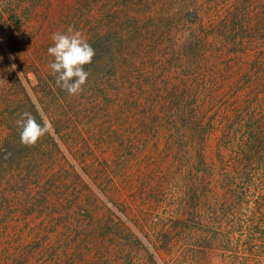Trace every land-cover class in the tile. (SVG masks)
Returning a JSON list of instances; mask_svg holds the SVG:
<instances>
[{
    "label": "trees",
    "instance_id": "trees-1",
    "mask_svg": "<svg viewBox=\"0 0 264 264\" xmlns=\"http://www.w3.org/2000/svg\"><path fill=\"white\" fill-rule=\"evenodd\" d=\"M191 4L195 0H0V38L21 62L25 76L35 75L33 91L43 109L56 116L55 133L61 141L65 138L71 155L81 156L83 171L92 178L104 182L110 172L107 167L97 169L101 164L94 158L97 149L109 140L121 150L128 145L121 134V139L116 137L115 113L109 115L105 108L108 98L125 110L132 106L140 112L141 125L149 116L157 119L156 128L170 125L176 140L188 135L198 143L207 174L204 196L212 190L208 181H213L210 176L214 172L219 174L217 188L221 191L216 207L210 209L214 225L209 227L204 221L198 225L207 232L208 240L224 239L229 252L236 249L260 260L264 258V9L257 26L250 28L237 13L240 17L233 29L228 15L227 24L202 26L198 35L184 37L185 45L178 51L190 59L212 53L215 60L218 55L226 69L219 72L224 80L215 92L206 90L204 79L195 77L193 86L171 95L175 106L163 109L166 99L156 95L158 78L147 72L146 63L162 47L167 50L170 27L182 24L185 14L197 18L196 12L184 11ZM69 26L80 31L95 50L92 63L86 66L88 81L78 96L59 89L49 67L53 60L47 51L53 44L51 37L66 32ZM207 36H215L217 43L212 44ZM26 95L39 121L42 115ZM108 123L112 127L107 130ZM216 136L218 145L214 154L209 153ZM16 161V154L0 151L2 210L11 206L10 192H16L12 189L17 185ZM94 185L101 191L98 183ZM0 224L4 226L1 219ZM2 234L0 230V264H84L77 250L61 257L60 252L37 246L9 248L2 244Z\"/></svg>",
    "mask_w": 264,
    "mask_h": 264
},
{
    "label": "rangeland",
    "instance_id": "rangeland-1",
    "mask_svg": "<svg viewBox=\"0 0 264 264\" xmlns=\"http://www.w3.org/2000/svg\"><path fill=\"white\" fill-rule=\"evenodd\" d=\"M263 9L264 0H195L189 5L184 11L196 12L197 18L185 14L182 24L170 27L167 50L162 47L146 63L147 72L158 78L156 95L166 99L163 109L175 106L171 95L193 86L195 77L204 79L206 90L215 92L224 80L219 72L226 69L218 55L215 60L212 53L190 59L178 51L185 45L184 37L198 35L202 26L208 29L227 24L228 15L233 29L240 17L237 13L250 28L257 26ZM207 37L212 44L217 43L215 36ZM0 45V151L17 156V185L12 188L16 192H10L11 206L0 209L4 246H37L60 252L61 257L77 250L84 264L91 259L92 264H264V258L253 260L236 249L229 252L223 246L224 239L208 240L207 232L198 225L202 221L209 227L214 225L210 209L216 207L221 193L217 188L219 174L214 172L210 176L213 181H208L212 190L204 196L207 174L198 143L188 135L176 140L170 125L156 128L157 119L149 116L141 125L140 112L132 106L125 110L108 98L105 108L109 115L115 113L116 137L121 139V134L128 145L121 150L109 140L97 149L94 158L101 162L97 169L107 167L110 172L104 182L92 178L84 173L81 156L71 155L65 138L61 141L55 133L56 116L43 109L33 91L35 75L25 76L21 62L1 38ZM26 93L50 122L47 134L33 147L20 142L17 125L22 113L35 115ZM163 109L159 111L163 113ZM109 127L112 124H107V130ZM212 140L213 148L208 151L214 154L217 136ZM14 141L18 144L9 145Z\"/></svg>",
    "mask_w": 264,
    "mask_h": 264
},
{
    "label": "clouds",
    "instance_id": "clouds-1",
    "mask_svg": "<svg viewBox=\"0 0 264 264\" xmlns=\"http://www.w3.org/2000/svg\"><path fill=\"white\" fill-rule=\"evenodd\" d=\"M51 39L53 44L47 51L53 58L49 67L56 86L70 96L82 94L90 75L86 66L93 61L94 48L73 26H69L66 32L54 33ZM17 125L20 128V142L25 146L33 147L47 134L50 122L43 116L38 121L31 112H24L18 119Z\"/></svg>",
    "mask_w": 264,
    "mask_h": 264
}]
</instances>
